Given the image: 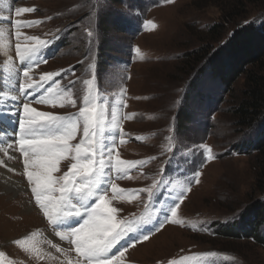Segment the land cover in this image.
<instances>
[{
    "label": "rangeland",
    "instance_id": "1",
    "mask_svg": "<svg viewBox=\"0 0 264 264\" xmlns=\"http://www.w3.org/2000/svg\"><path fill=\"white\" fill-rule=\"evenodd\" d=\"M17 8L27 9L17 15ZM100 20L110 25H101L105 36ZM263 22L264 3L249 6L243 0H0V106L16 112L19 99L11 101L9 94L56 77V99L35 105L54 120L51 126L59 118L63 134L45 158L55 165L46 169L47 179L57 180V187L68 183L61 178L80 174L77 167L91 163L88 153L97 146L94 168L101 160L107 166L93 195H73L61 212L76 213L63 218L75 219L74 228L105 196V210L122 232L113 256L108 253L111 264H264L263 246L245 240L222 243L215 234L218 224L239 221L248 205L264 197L255 191L256 154L247 149L259 131L244 133L232 113L243 79L230 94L206 74L182 69L186 53L205 42L216 48L238 27ZM217 25L221 38L214 42L207 33ZM103 38L112 49L102 61ZM17 47L43 50L50 58L43 64L40 56V66L27 70ZM24 71H29L25 78ZM185 108L190 120L179 126L177 116ZM9 116L3 136L17 125ZM39 118L24 119L41 126ZM0 143V155L17 164L12 178L25 187L22 195L0 188V264H89L75 243L61 241L66 233L48 230V217L38 209L35 185L27 176L35 179L41 172L31 163L38 158L30 157L25 166L20 147ZM117 158L123 160L119 173ZM51 195L59 199L61 193ZM259 231L264 241V226Z\"/></svg>",
    "mask_w": 264,
    "mask_h": 264
},
{
    "label": "trees",
    "instance_id": "2",
    "mask_svg": "<svg viewBox=\"0 0 264 264\" xmlns=\"http://www.w3.org/2000/svg\"><path fill=\"white\" fill-rule=\"evenodd\" d=\"M115 1L119 2V0ZM243 3L256 6L263 4L264 0H243ZM101 25H105V29L110 26L106 21L102 23L100 20V30ZM102 29L104 30V27ZM103 32L101 30L104 36L108 34ZM207 34L209 40L218 41L221 38V26L212 27ZM67 43L66 40L61 42V45ZM208 44L205 42L202 47L185 54L182 60L183 72L186 74L192 67L193 71H199V76L207 75L213 82L220 83L230 94L234 91L236 83L243 79L241 95L233 97L238 104L232 109V113L236 126L244 133L253 129L259 131L256 141L248 145L247 149L256 154L259 173L255 191L264 196V22L262 24L248 23L238 27L225 42L216 48ZM107 45L109 44L106 43L105 38L99 43L98 53L102 61L104 60L102 54L111 51L109 50L111 47ZM98 64L102 65V62H97ZM194 86L198 91L199 86ZM189 109H182L178 113L179 126L190 120ZM262 226H264V197L248 205L239 221L218 224L215 234L218 242L230 243L245 240L264 247L259 231Z\"/></svg>",
    "mask_w": 264,
    "mask_h": 264
},
{
    "label": "snow or ice",
    "instance_id": "3",
    "mask_svg": "<svg viewBox=\"0 0 264 264\" xmlns=\"http://www.w3.org/2000/svg\"><path fill=\"white\" fill-rule=\"evenodd\" d=\"M22 9L27 8H17L15 10L17 15ZM23 12L27 11L25 10ZM88 35L91 36L92 33L89 32ZM17 52L19 53L20 61H23L26 57L34 54L36 50H20V48L17 47ZM68 71H72V69L70 68ZM28 75L29 71L23 72L24 78ZM21 88L24 91L25 96L29 95L24 85H21ZM27 88H32L33 92L38 90V88H33L32 84H27ZM28 105L29 104L27 102L23 103V113L28 108ZM96 115L97 121L102 120V113L96 112ZM58 119L55 121L57 126H51L54 122L50 120L37 121V123L40 124L48 123L50 125L47 129H45L48 134L43 139L36 138L30 131V126L26 123L22 126V118L19 120V145L20 151L24 156L25 166L29 165L30 157H37L38 159L32 160L31 163L34 167H41L42 169L41 172L35 175V179L33 176L30 178L28 172V180L35 185L32 188V192L35 193L36 200L40 207L44 209V214L52 220L53 224H56L62 218L68 217L65 213L61 215V211L63 207L70 203V198L73 195L80 196L81 199H86L87 197L93 195V189L99 183V177L102 175L103 169L107 166L105 162L101 160L99 161V167L94 168V150L97 149V146L93 144V150L88 153V159L91 163H89L86 168L78 166L76 172L80 174H70L71 179L63 176L61 179L63 181L68 179L69 182H63L59 187H57L59 182L54 180L53 177L51 179H47L48 171L46 169L54 168L55 165L46 161L45 158L49 156V153L55 147L54 141L61 139L63 136L61 129L58 127ZM122 161L123 160H120L119 158L115 161V169L117 173H119L122 169L119 166ZM77 177L81 178L79 182L77 181ZM42 178L44 179L42 180ZM116 187L115 183H111V188L113 190H116ZM54 191H59L61 193L59 199H56L51 195ZM98 201V203H95V207H91L90 212L87 214V219H85L79 227L71 230L70 233V235L75 238L74 241L70 242L75 243L77 252L84 260L88 261L89 264H91L92 261H95L96 264H104L105 261H108L109 251L122 237V232L117 231L118 225L115 217L113 215H109V212L105 210V205L107 204L105 196H99ZM63 238L64 237H61V239ZM145 238H147L146 235ZM128 243H131V241ZM120 255H123V252H121ZM108 264H111V262L108 261Z\"/></svg>",
    "mask_w": 264,
    "mask_h": 264
},
{
    "label": "bare ground",
    "instance_id": "4",
    "mask_svg": "<svg viewBox=\"0 0 264 264\" xmlns=\"http://www.w3.org/2000/svg\"><path fill=\"white\" fill-rule=\"evenodd\" d=\"M31 61H32L31 58H25V60H23V64L25 66H28V65H30ZM17 96H13L12 99H14V98L16 99ZM1 109H3V108H0V117H3L6 115V113L2 112ZM19 110L21 113L18 114V117H20V119H21L23 111H22V108H19ZM25 112L32 114V116H34V117H40L39 119H43V120H44V118H45V120L48 119V118H46V115H44L43 113H41V114L38 113L39 111L36 110L35 105L29 104L28 108L26 109ZM10 114L13 115V112L9 113V115ZM9 115H8V118L10 117ZM24 121H26V120H24ZM26 124H28V122H26ZM43 125H44L43 126L44 128L49 127L48 123H45ZM4 126L9 129L8 125L4 124ZM15 133H18V132L17 131H9L7 136H2L0 133V141L7 142L10 139V137H13L15 135ZM13 156H14V154H13ZM0 164L5 165V169L0 167V188H2L3 191L6 192V194H8V195H9L10 191L7 187L12 188L13 192H16V194L22 195L23 191L25 192V190H24L25 187L22 185V182H19V181L13 179L12 173H11L13 166L16 168L17 164L14 163V165H11V163H9L8 160L4 159L3 155H0ZM2 177H4V178H2ZM29 211L34 212L31 208H29ZM42 238L44 239V237H42ZM48 240L53 241L52 239H48ZM53 242L57 243L55 240Z\"/></svg>",
    "mask_w": 264,
    "mask_h": 264
}]
</instances>
